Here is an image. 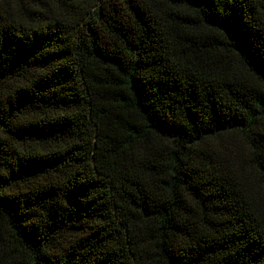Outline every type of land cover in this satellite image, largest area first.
<instances>
[{
  "label": "trees",
  "instance_id": "1",
  "mask_svg": "<svg viewBox=\"0 0 264 264\" xmlns=\"http://www.w3.org/2000/svg\"><path fill=\"white\" fill-rule=\"evenodd\" d=\"M0 264H264V0H0Z\"/></svg>",
  "mask_w": 264,
  "mask_h": 264
}]
</instances>
